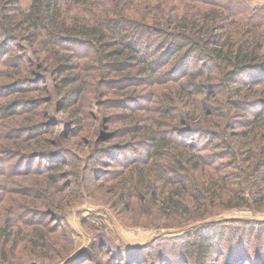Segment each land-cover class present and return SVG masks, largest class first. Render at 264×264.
Segmentation results:
<instances>
[{
    "label": "trees",
    "instance_id": "trees-1",
    "mask_svg": "<svg viewBox=\"0 0 264 264\" xmlns=\"http://www.w3.org/2000/svg\"><path fill=\"white\" fill-rule=\"evenodd\" d=\"M17 37L31 46L39 43L42 48L34 53L46 51V59L55 54L53 69L59 76L54 88L72 124L84 121L77 104L89 79L82 70L92 68L72 61L81 60L76 50L90 48L100 65H110L119 82L126 81L123 88L130 94L125 98L138 106L123 105L133 136L120 146L131 143L145 153H137L144 159L133 157L119 172V197L126 204L151 198L154 205L143 213L153 216L192 215V225L170 236L190 252L185 263L194 255L198 264H207L218 252L220 259L227 253L222 248L235 243L237 250L230 253L235 263L252 260L251 244L263 242L264 221L238 219L243 226L233 227L235 218H213L221 212L209 207L264 210V4L186 0L166 7L162 0H0V66L8 61L10 40ZM5 87L0 83V91ZM20 104L0 103V115L15 116L22 105L35 106L31 98ZM210 145L223 150L218 158L229 157L232 177L219 175L215 151H205ZM3 150L26 147L14 143ZM54 165L48 167L51 179L58 175ZM49 191L53 189L39 190L44 195ZM14 226L8 219L0 228L6 243ZM35 238L34 243L42 238L39 246L48 247L46 235ZM1 250L0 257H6ZM259 256L252 264H264L263 250Z\"/></svg>",
    "mask_w": 264,
    "mask_h": 264
},
{
    "label": "rangeland",
    "instance_id": "rangeland-1",
    "mask_svg": "<svg viewBox=\"0 0 264 264\" xmlns=\"http://www.w3.org/2000/svg\"><path fill=\"white\" fill-rule=\"evenodd\" d=\"M184 1L162 0L166 7L182 5ZM248 1L255 6L264 4V0ZM10 42L8 61L0 66V83L6 85L0 91V103L21 105L31 98L35 106L22 105L15 116L0 115V228L8 219L16 225L9 242L0 235V248L7 254L0 257V264H198L194 255L189 257L190 263H185L190 252L182 251L183 241L177 245L170 240V236L181 232L178 230L192 225V215L153 216L143 213L154 205L151 198L133 199L131 204H126L119 197L117 182L122 179L117 177L119 172L133 157L144 159L136 157L137 153H145L141 146L136 148L131 143L120 146L133 136L122 112L123 105L133 101L125 98L130 94L123 88L126 81L119 82L121 78L110 65H100L90 48L76 50L81 60L72 61H82L92 68L82 70L89 79L83 100L77 104L84 121L72 124L54 88L59 76L53 69L55 54H48L46 59V51L34 53L42 48L39 43L31 46L19 37ZM18 74L24 78H17ZM12 90L15 94L8 95ZM129 106L138 105L129 102ZM140 113L146 115L142 110ZM33 126L37 127L36 131H31ZM196 137L202 139L201 135ZM14 143L26 150H3ZM210 146L205 151H215L212 159L220 169L219 175L232 177L234 170L229 166V157L218 158L225 155L223 150ZM36 147L40 150L27 153L30 152L27 149ZM50 165L58 167L53 172L55 176L58 173L57 181L50 175L47 177L51 173ZM244 182L248 183L246 177ZM50 188L53 192L46 195L39 192ZM216 205H211L209 210L221 214L213 218L226 221L235 218L233 227L243 226L242 219L264 221V210H235L229 204ZM41 233L49 240L46 248L39 246L42 238L34 243ZM262 240L252 241L251 261L259 262L264 251V232ZM226 250L228 254L219 259L218 252L207 264H236L230 254L237 250L236 243L226 245L221 251Z\"/></svg>",
    "mask_w": 264,
    "mask_h": 264
}]
</instances>
